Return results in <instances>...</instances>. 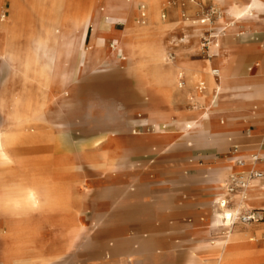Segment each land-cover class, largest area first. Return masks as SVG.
<instances>
[{
	"label": "bare ground",
	"instance_id": "1",
	"mask_svg": "<svg viewBox=\"0 0 264 264\" xmlns=\"http://www.w3.org/2000/svg\"><path fill=\"white\" fill-rule=\"evenodd\" d=\"M34 1L33 12L40 27L30 32L28 43L22 48L16 43L12 28L0 25V60L9 70L0 83L3 117L0 122V226H6L4 231L0 230V264H58L73 246L77 233L66 214L72 201L82 204L79 188L59 185L48 176L36 177L31 173L4 182L2 176L13 175L22 163L9 145L18 143V135L31 130L37 122L63 128V122L53 115V107L58 105V112L66 113L65 109L73 105L70 99L78 92L122 96L126 84L121 74L89 76L91 71L105 70L117 61L126 62L127 73L141 94L165 101L181 97L198 104L192 111L179 115L157 109L153 100L142 101L139 109H133V115L137 110L143 117L132 118V123L148 125L152 131L134 132L131 137L134 155L130 161L133 183L128 221L132 249L129 252L117 242L105 258L109 259L116 252H129L128 264H151L157 250L159 256H166L169 253L162 250L170 246L166 233L169 214L161 207L163 199L152 202L147 197L149 184L154 180L150 160L158 150L185 136L200 131L224 134L220 130L242 125L238 116L229 115L232 109L229 92L250 86L237 84L233 79L234 36L242 29L264 23V0H217L224 14L218 17L220 24L213 33L210 58L197 63L185 59V52L197 46V40H190L197 35V20H192V24H196L193 32H186L180 40L182 43L165 40L167 28L183 25L181 19L167 25L160 21L161 6L170 4L171 0H80L84 6L79 9L72 8L75 0ZM46 1L50 2L49 6H45ZM189 2L197 3L196 0ZM175 13L184 16L181 8L172 12ZM139 17H142L141 23ZM213 68L218 71L216 76ZM183 73L189 85L201 77L199 84L204 86L201 81L204 78L206 90L198 94L180 92L177 78ZM257 87L263 94L264 84ZM123 108L118 102L105 107L104 115H97L91 105L84 106V115L79 116L83 121L74 123L98 130L75 144L77 158L88 161L109 177L118 169L113 155L121 142L114 128L117 114ZM220 116H225V121H221ZM59 139L73 140L71 136ZM254 157L239 163L234 157L219 161L224 165L214 181L213 208L206 221L197 218L189 221H204L208 228L218 231V236L210 242L200 239L190 251L188 264H201L209 256L216 259V264H256L259 258H264V248L255 246L254 228L237 225L243 211L264 202V177L249 178L247 185L237 193L227 190L228 172L243 173L247 168L264 166V161L254 160ZM190 184L195 182L190 181ZM167 188L160 190L166 193ZM153 204L160 206V224L156 227H152ZM107 214L108 209L102 214L103 218ZM90 239V235L86 236L87 242Z\"/></svg>",
	"mask_w": 264,
	"mask_h": 264
},
{
	"label": "rangeland",
	"instance_id": "2",
	"mask_svg": "<svg viewBox=\"0 0 264 264\" xmlns=\"http://www.w3.org/2000/svg\"><path fill=\"white\" fill-rule=\"evenodd\" d=\"M196 2L171 0L170 4L161 6L159 12L163 24H173L178 19H181L183 24L179 27L167 28L165 40L169 43H182L180 40L186 32L192 33L196 24L199 27L197 35L190 37L192 42L194 39L197 40V46L185 52V59L190 63L210 58L212 44L203 52L201 39L205 35H213L218 30L220 24L218 17L224 14L222 5L217 0H196ZM0 3V25L12 28V33L16 35L15 41L22 48L28 43L30 32H36L40 27L38 17L33 12L35 1L0 0ZM49 5L50 2L46 1L45 6ZM83 6V1L75 0L72 8L79 9ZM179 8L184 10V16L172 14ZM208 9H213L215 13L212 14L210 21L202 24L199 20L205 16ZM192 20H197V23L192 24ZM141 22L142 17H139V23ZM234 38L236 47L233 49L234 59L231 64V70L235 75L233 79L237 84L250 86L229 92L232 108L229 115L238 116L242 125L220 130L225 132L224 134L200 131L198 134L185 136L158 150L156 156L150 160L149 166L154 180L149 184L147 197L152 202L163 199L164 203L161 207L169 214L166 233L170 246L162 250L169 253L166 256H159L160 252L157 250L151 258V264H188L190 251L200 243V239L210 242L211 238L218 236V231L208 228L204 221H201L202 223L189 221L196 218L206 221L210 214L216 192L214 181L217 172L224 165L219 161L234 157L239 163L250 160L252 155L258 156L259 161H264V91L262 94L257 90L259 84H264V23L259 22L257 25L242 29ZM8 71L6 64L0 60V83ZM127 72L125 61H117L105 70L91 71L89 73L91 77L121 74L126 84L125 93L122 96L117 93H102L98 96L78 92L70 99L73 105L65 109L66 113H59L58 105L53 107V115L63 122V128L37 122L33 124L31 130L28 129L18 135V143L9 145L12 153L20 158L22 163L16 167L13 175L2 176L4 182L15 181L18 175L31 173L36 177L48 176L59 185L76 186L83 195L82 204L72 201L66 214L77 237L70 250L59 259L58 264H94L103 261V264H128V254L132 249V241L129 238L132 230L128 221L133 183L130 166L134 155L131 137L134 132L152 131L148 125L132 123V118L137 120L143 117L141 111L137 110L133 115V109H139L142 103L150 100L155 102L154 106L157 109L175 115L186 114L198 106L197 103L181 97L165 101L159 97L141 94L134 87ZM187 79L185 73L177 78L180 92L186 90L198 94L199 91L206 90L207 82L204 78L201 80L204 82L202 89L198 88L201 77L190 85ZM118 102H121L124 108L117 114L118 120L114 130L120 139L121 147L113 155L118 169L113 177H109L93 168L88 161L77 158L75 144L93 136L98 130L90 128L87 124L74 123L83 121L79 116L84 115V106L91 105L93 113L104 115L105 107L117 105ZM2 118L0 113V122ZM220 119L225 121V116H220ZM68 136L73 140L69 142L59 139ZM252 170L261 172L262 176L251 179L264 177V166ZM252 170L247 168L243 173L238 171L234 172L235 174L228 172L227 190L231 176L247 179ZM186 178L189 181L185 180ZM190 181L195 184H190ZM166 187L168 192L164 193L160 190ZM186 197L189 199L185 201ZM152 207L154 215L152 227H156L160 224L158 217L160 206L153 204ZM254 207L263 209H253ZM107 209L109 214L103 218L105 215L102 214ZM251 210L259 213L257 220L240 222L237 225L252 226L254 228L252 235L256 239L255 246L263 249L264 202L259 206L248 207L247 211ZM5 229L6 226H0V230ZM88 235L91 239L87 242ZM117 242L129 251L128 254L116 252L109 259L105 258ZM201 264H216V259L211 256L205 257ZM256 264H264V258H259Z\"/></svg>",
	"mask_w": 264,
	"mask_h": 264
},
{
	"label": "built area",
	"instance_id": "3",
	"mask_svg": "<svg viewBox=\"0 0 264 264\" xmlns=\"http://www.w3.org/2000/svg\"><path fill=\"white\" fill-rule=\"evenodd\" d=\"M214 13H215V11L213 9H208V12L205 14V16L200 18V20H199L200 23L203 24V23L210 21L212 14H214ZM214 38L215 37L211 34H208V35H205L202 37L201 48L203 49V52L208 50L210 45L213 44ZM217 72H218L217 69L213 68V70H212L213 75L216 76L218 74ZM198 87L201 89V87H203V86L199 84ZM254 158H255L254 160H257V159L259 160V157H257V156ZM260 176H262L261 172H257V171H252L250 173V175L247 177V179H243L242 177L233 175V176H231V179H230L228 191L231 193V192H234L235 190L237 191V190L243 189L247 185L249 178L251 179L252 177H260ZM257 213L258 212H253L252 210L251 211H247V210L243 211L242 214L239 216V220H240V222H243V223L257 220V218H258Z\"/></svg>",
	"mask_w": 264,
	"mask_h": 264
}]
</instances>
